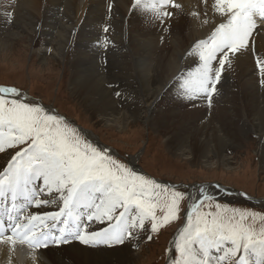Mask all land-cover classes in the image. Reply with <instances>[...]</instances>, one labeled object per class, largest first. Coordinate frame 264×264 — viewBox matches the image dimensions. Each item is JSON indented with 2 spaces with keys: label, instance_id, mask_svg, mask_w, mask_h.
<instances>
[{
  "label": "snow or ice",
  "instance_id": "snow-or-ice-1",
  "mask_svg": "<svg viewBox=\"0 0 264 264\" xmlns=\"http://www.w3.org/2000/svg\"><path fill=\"white\" fill-rule=\"evenodd\" d=\"M108 7L111 10L112 4ZM129 7L141 12L142 0H129ZM168 7L184 10L175 0H159L152 5L158 24L177 15L166 11ZM211 7L220 17L218 26L207 39L189 46L185 55L192 61L191 70L174 78L172 85L177 98L191 104L199 98L211 106L226 68L245 56L254 59L264 86V54L251 39L264 32V0H215ZM73 128L61 115L48 114L45 106L29 101L17 87H0V138L10 137L14 144L21 139L16 147L24 149L16 160L14 152L8 157L11 164L0 165V203L10 199V207L0 209V245L7 248L8 264L18 241L34 250L71 243L112 248L136 238L146 224L150 233H158L162 225L181 219L184 223L170 249L171 264H252L250 256L254 264H264V227L257 235L256 213L235 207L229 211V205L203 186L199 196L190 197L138 174L126 163L117 165L111 149L99 148L85 137L81 141ZM53 193L59 197L58 210H42L55 202L46 198ZM186 198L191 203L185 209ZM213 206L215 211L204 210ZM93 223L102 226L92 228Z\"/></svg>",
  "mask_w": 264,
  "mask_h": 264
},
{
  "label": "bare ground",
  "instance_id": "bare-ground-1",
  "mask_svg": "<svg viewBox=\"0 0 264 264\" xmlns=\"http://www.w3.org/2000/svg\"><path fill=\"white\" fill-rule=\"evenodd\" d=\"M175 2L184 6V10L166 8L177 15L166 18V23L160 25L154 20L152 9L159 0H142L141 12H132L129 0H0V55L13 47L14 37L28 33V28L44 38L37 50L41 56L48 53L61 56L73 47L74 73L69 86L101 124L113 127V124L121 126L125 120L130 124L131 120L143 119L146 126L163 133L164 146L173 148L174 154L199 160L200 164L214 169H226L231 165V157L226 153L228 145L240 139L237 131L244 128L246 120L258 133L259 141L264 134V86L258 85L254 59L245 56L235 61L233 68H226L218 86L219 95L211 106L206 99L198 98L194 104L200 105L188 109L191 103L178 99L176 88L172 87L174 78L191 70L192 61L185 55L186 50L193 41L207 39L220 17L211 7L215 0ZM192 12L199 15L194 17ZM105 26L109 29L107 33L103 31ZM251 39L254 48L264 54V32ZM100 41L103 45L99 48L96 44ZM49 61L42 57L41 65H48ZM118 79L122 82L119 90L125 92L121 98L128 101L127 111L115 99L116 89L109 87L110 82ZM135 81L140 85L137 94L130 88ZM142 100L146 101L143 107ZM80 130L99 148L110 149L109 145L99 143L91 131ZM262 142L258 153L264 172V138ZM7 144L4 137L0 138V147ZM137 157L130 156L129 165L136 167ZM46 198L55 202L42 210L57 211L59 197L53 193ZM4 207H10V199H3L0 209ZM8 258L6 246L0 245V264H8ZM138 258L139 253L127 242L112 248L71 243L34 250L18 241L11 253V264H135Z\"/></svg>",
  "mask_w": 264,
  "mask_h": 264
},
{
  "label": "rangeland",
  "instance_id": "rangeland-1",
  "mask_svg": "<svg viewBox=\"0 0 264 264\" xmlns=\"http://www.w3.org/2000/svg\"><path fill=\"white\" fill-rule=\"evenodd\" d=\"M17 30L20 31L21 29ZM27 31L28 33L21 32L20 35L14 37L12 40L13 47L9 48L10 51L8 50L1 54L2 56L0 55V87L15 86L22 93L31 95L39 99L44 105L55 108L57 112L64 116L65 120L68 122L69 128H77L82 136L78 132H76L75 135L79 137L81 141H83L85 136L76 125H82L85 129L95 134L97 139L112 148L111 154L114 158H117L114 161L117 165L126 163L131 167L127 160H129L130 156L136 157L134 155L139 154L136 164L139 165L141 170L146 171V173L136 170L135 172L138 174L146 175L149 178L155 177L170 183L189 184L194 182L217 181L223 185L245 191L255 197L264 198V172L260 167L261 158L258 153L264 134H261L263 137L261 136V140L259 141L257 136L258 133L252 129V125L248 120H246L244 128L237 131V135L238 132H240L238 135L240 139L236 143L230 144L231 146L228 145L226 153L231 157V165H229L228 168L214 169L211 166L200 164L199 160L192 161L190 159L188 160L186 157L182 158L173 153L175 152L173 148L164 146L166 137H164L163 133L157 131L155 127L153 130L150 125L146 126L143 119H130V124L125 120L122 122L121 126L113 124V127L101 124L98 118L92 116L84 100L74 94L69 86L71 83L69 81L74 73L72 65L74 54L73 47H70L69 50L61 54V56L58 54V56L55 57L52 53L41 56L37 50L43 45V36L35 32L33 28H28ZM96 45L100 48L103 45V41H100V43ZM42 57L50 59L48 65H41ZM105 61V58H103V68L106 69ZM258 79L259 75H257V80ZM121 84L122 82L120 79L115 82H110V85L116 89V92L125 94L124 90H119ZM138 85L139 82L137 81L130 85L133 94L138 93ZM258 85L261 86L259 83ZM120 98L121 96L118 98L116 96L115 99L118 101L119 105L121 104L120 108L127 111L126 103L128 101H124L123 98ZM144 101L145 100H142L141 102L142 107L146 104V101ZM192 104L187 106L188 109H194V107L200 105ZM48 114L55 115V113L51 112H48ZM147 127H149L150 130L147 129ZM73 131L75 132L74 128ZM4 138L8 144L0 147V163H5L13 152L16 155L12 156V159L15 158L13 160H16L17 157L20 156L21 151L24 150L16 147V144L23 143L21 139H17L14 144L11 142L10 137L5 136ZM5 149H11V151L5 153ZM255 149L257 151H255ZM210 160L212 161L213 158L210 157ZM172 188L173 187H169V189ZM175 188L177 190L187 191V189L182 187ZM227 198H229L227 202L223 200H220V202L229 205V211H231L232 207H235L257 214L254 221V228L258 235L260 228L264 227V221L261 220V216H264V207H259L238 197ZM234 200L235 202H233ZM186 205L187 198L182 202V208H186ZM204 210L215 211V208L213 206L211 209L205 208ZM182 221L181 219L172 221L167 225H162L158 233H150L148 231L150 225L146 224L144 231H138L136 238L127 241L132 250L139 253V258L136 263L164 264L169 254L171 237L181 225ZM249 222H252L251 218ZM148 235L152 236L151 240L147 239ZM97 247L105 248V246L102 245ZM249 259L252 261V264H254V257L250 256ZM171 261L172 258L168 264H171Z\"/></svg>",
  "mask_w": 264,
  "mask_h": 264
},
{
  "label": "water",
  "instance_id": "water-1",
  "mask_svg": "<svg viewBox=\"0 0 264 264\" xmlns=\"http://www.w3.org/2000/svg\"><path fill=\"white\" fill-rule=\"evenodd\" d=\"M28 99H33L32 97H29ZM38 101H40L39 99H37ZM46 108V111L49 112L48 108ZM53 109V108H52ZM85 131V129H84ZM131 166L133 164H130ZM161 183L167 184L169 187H183L187 189V193L189 194L190 197H197L199 196V189L201 186L205 187L210 193H213L215 195H217L219 197V200H223V201H228L229 198L227 197H238V198H243L246 201L257 205L259 207H264V198L263 197H255L253 195H250L249 193L242 191V190H238L234 187L231 186H226L223 185L220 182L217 181H211V182H201V183H179V184H171L169 182L166 181H161ZM217 185H221L222 187L219 188V190H217ZM225 189H227V194H225ZM242 193H246L247 196L242 195ZM191 203V200L187 198V205ZM186 205V208H187ZM185 208V209H186ZM184 223V221L182 222V224ZM181 224V226H182ZM179 226L178 229L181 227ZM178 229H176V231L173 233L171 240H170V244H169V254L168 257L166 259V262L164 264H168L169 261L172 258V254L170 252V249L173 248L174 244L173 241L176 239V236L174 235L175 233L178 232Z\"/></svg>",
  "mask_w": 264,
  "mask_h": 264
}]
</instances>
